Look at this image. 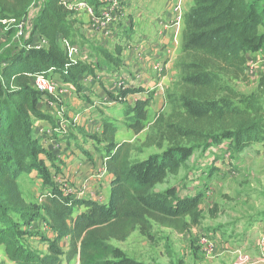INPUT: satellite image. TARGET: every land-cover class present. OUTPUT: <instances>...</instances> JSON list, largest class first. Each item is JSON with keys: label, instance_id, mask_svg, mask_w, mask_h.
<instances>
[{"label": "trees", "instance_id": "1", "mask_svg": "<svg viewBox=\"0 0 264 264\" xmlns=\"http://www.w3.org/2000/svg\"><path fill=\"white\" fill-rule=\"evenodd\" d=\"M37 1L0 0V26L5 27L3 21L20 22ZM87 1L98 15L96 0ZM193 2L184 14L183 47L175 64L178 89L170 95L173 111L155 120L154 133L146 136L144 143L164 152L152 155L146 166H137L132 159L135 147L119 143L118 126L107 119L94 138L105 147V153L100 150V154L112 176L107 202L74 198L54 186L42 195L39 204L24 198L20 187L24 175L35 174L45 184H53L46 164L53 155L33 134L36 121H54L40 109L43 95L31 87V81L58 74L65 84L80 89L82 75L94 78L99 69L102 72L123 65L121 56L126 48L118 45L110 51L104 45L93 47L98 54L95 60L91 58L93 64L73 62L61 41L71 46L82 43L78 14L63 0H43L26 42L0 60L5 61L0 63V247L13 264L74 260L79 264H138L124 258L113 242H124L137 231L148 234L152 222L181 230L183 221L194 219L199 210V199L187 198L175 206L166 196L154 194L156 186L170 175H178L185 161L201 147L229 141V148L240 153L264 142V76L251 95L234 86L238 81H249V56L264 49V0ZM36 33L47 42L40 50L30 47ZM16 35V25H10L3 39L9 44L23 40ZM122 91L125 96L137 93ZM151 101L148 97L131 108L136 118L130 128L137 134L146 128ZM42 219L54 234L45 253L25 240L30 235L27 228ZM65 240L67 250L62 246Z\"/></svg>", "mask_w": 264, "mask_h": 264}, {"label": "rangeland", "instance_id": "2", "mask_svg": "<svg viewBox=\"0 0 264 264\" xmlns=\"http://www.w3.org/2000/svg\"><path fill=\"white\" fill-rule=\"evenodd\" d=\"M42 4L43 0H39L27 15V32L32 28ZM178 4L182 5L181 10L185 14L186 10L182 2H175L171 8L170 21L167 24L161 21L165 23L164 26H167V28L162 26L164 31H169L168 26L172 24L176 26L175 31H169L170 36H164V33H161L163 35L161 41L157 37L153 38L154 34H152L150 36L152 39H149L146 47L136 50L138 57L135 62L139 68L136 70L137 72L141 70L142 74L132 73L125 51L121 56L123 65L118 68L110 66L102 72L99 69L98 76L93 74L94 83L99 92L88 88V86L93 87V83L88 85V80L81 79L80 89L68 84L60 85L62 94L59 89V93L53 96L43 95L40 103L44 106L43 113L48 114L55 123L57 121L60 123L48 122L50 124L47 128L36 125L33 136L39 141L41 147L53 155V158L46 160L53 184H45L35 174L24 175L20 180V187L28 203L39 204L42 195L50 192L53 186L71 196L84 192L86 196L83 197L90 200L93 196L95 197V194H92L95 190L91 187L89 176H96V174V178L100 180V193L97 197L104 200V196L108 194L106 188L111 175L108 170L103 169L105 162L99 165L95 161L96 155L101 156L100 150L105 153V147L94 138L102 131L103 124L98 123L100 121L102 123L105 119L118 126L117 141L119 143L128 142L135 147L132 159L137 166H146L152 155L164 152L155 146L148 148L144 143L146 136L154 133L155 120L161 115L168 117L172 113L170 95L177 94L176 84L179 75L175 72V76L170 74L172 77L169 75L166 77V67L157 74V62L153 66L147 60L155 55V46L162 44L159 54L154 57L156 61L160 58L164 62L167 53L173 52L177 53L174 63L178 62L183 47L184 31V24H176L177 14L174 10ZM167 37L170 39L169 43L165 42ZM139 39H141L140 36L134 37L133 41L130 39L131 43L128 45L131 50L137 49L134 44ZM116 40L117 36H114L113 39L102 42V45L113 47L114 44L117 45ZM5 42L0 28V60L15 46H22L26 40H16L14 44ZM166 48L169 49L168 52ZM92 50L93 54L91 53L89 61L92 57L94 60L96 58L95 49ZM3 62L5 61L0 63ZM262 76H264V49L256 55L249 56V81H238L234 86L240 93L246 96L251 95L257 91L258 80ZM55 77L58 79V74H51L49 79L55 80ZM140 77H143L141 82L145 87L140 86L138 82ZM131 82L147 91H143L146 99L148 97L152 99L148 107L146 128L140 134L130 128L136 118V115L131 112V108H134V99L129 98L128 95L125 96L122 93L124 89H121L128 88ZM145 83H150L151 86H146ZM160 85L164 87V91L162 99L158 98L156 101L153 98L156 91L153 89L156 86L159 88ZM122 97L123 100L120 101ZM127 98L128 101H126ZM110 101L113 103L110 104ZM38 122L40 121H36V124ZM91 128L100 129V132L94 133ZM52 139L53 143L48 146L49 140ZM70 146L73 147V152H78L75 161L80 162L79 167L76 166L72 172L63 169L64 164L61 167L58 164L61 163L59 158L62 150ZM55 163L57 165H54ZM83 165H86V170L82 168ZM77 177H80L82 182H75V179L78 180ZM154 194L166 196L167 202L175 206L178 203L181 206V202L187 198L199 199L198 214L194 219L188 217L184 220L181 230L165 228L152 222L151 231L148 234L144 235L137 231L124 242H113L124 258L138 264H239L238 259L241 253L248 258L246 264H264V258L261 257L258 249L259 241L264 234V142L254 143L240 153H235L229 148V141H225L220 146L201 147L185 161L178 175H170L163 184L156 186ZM27 230L30 235L25 240L35 250L45 253L48 242L54 237L47 221L42 219L34 222ZM203 238H206L214 247L212 245L207 247V242ZM67 244L68 240L62 242L65 250H67ZM77 263L78 260H74L72 263L64 264ZM0 264H13L7 258L3 247H0Z\"/></svg>", "mask_w": 264, "mask_h": 264}, {"label": "crops", "instance_id": "3", "mask_svg": "<svg viewBox=\"0 0 264 264\" xmlns=\"http://www.w3.org/2000/svg\"><path fill=\"white\" fill-rule=\"evenodd\" d=\"M113 1H118L121 5V11H120V24L119 26L116 27L115 29V37L117 36V40L115 43H117V45L114 44L115 48L118 45H126V49L124 50V52L126 51V56H127V62L130 65V69H132V73H136V74H142L143 72H141V70H139V72H137L136 69V62L135 60L138 57V53L136 54V50H140V49H144L146 47L147 42L149 41V39H152L150 36L152 34H154L153 38L157 37V39H159V41H161V38L163 37V35L161 33H164V36L169 34V31H175L176 26L174 24L169 25L167 30H163L162 26L165 25V23L167 24L168 21H170L171 19V8L174 5V3L176 2H182L186 12L188 10H190L193 5L194 2L193 0H96V3L99 7L95 6L98 10V12L100 13L103 8L105 7V5L112 3ZM165 21V23H162L161 21ZM78 21H79V30H80V34L83 38L82 43L77 44L80 45L82 47L85 48H89L91 50V52H93V47H101L102 46V42H104L106 40V37L104 35V33L102 31H97L95 29V26L93 25V19L91 16L87 15V14H81L78 16ZM164 28H167V26H164ZM163 30V32H162ZM138 37L140 36L141 39L135 41V47L137 46V49H130V44L131 40L133 41L134 37ZM169 38L167 37L165 39L166 43H169ZM61 41V40H60ZM84 43V44H83ZM125 44V45H124ZM133 44H131L132 46ZM168 46V44H166ZM114 46L113 47H109L110 51H114ZM162 46V44H159L158 46L156 45V52L155 55H153V57H149L148 58V62H150L153 66L155 64L156 59L154 58L156 56V54H159V48ZM166 47V46H165ZM147 49V48H146ZM166 52L169 51L168 48L165 49ZM171 50H173V47H171ZM142 51V50H141ZM96 53V52H95ZM97 54V53H96ZM98 55V54H97ZM176 54H174L173 52H170L169 54L167 53L166 59L164 61V67L165 68V76L167 77L168 75L170 77L175 76V63L174 60H176ZM256 55V54H254ZM158 59V58H157ZM149 72V70H148ZM172 76H171V75ZM57 76V75H56ZM59 76V75H58ZM143 77H140V80L138 81L140 83V86L145 87V85L141 82V79ZM175 78V77H174ZM56 81H58V83L60 85H64L67 86V84H65L60 77L57 79V77H55ZM81 79H86L89 81L88 85L90 84H94L93 87L88 86V88H91L94 91L99 92L98 88L95 85V81L93 79L92 76L88 75V74H84L80 77L79 79V84H80V88L82 87L81 84ZM132 81H134L132 79ZM146 86L149 85L151 86L150 83H145ZM125 89H129V90H135L137 93L134 94H129L128 97H133L134 99V104L133 107L135 106V103L138 101H143L146 100L144 94L146 91L144 90V88H139L138 84L131 82V85ZM153 91H156L153 98L154 100L157 101V99H162V93L164 91V87L162 85L156 86ZM147 92V91H146ZM74 101V98H71ZM71 100V101H72ZM126 101H128V98L126 99ZM85 103L83 102V105ZM43 105H40V109H43ZM97 115H100L97 113ZM95 115V116H97ZM60 123L59 121H57L56 123L54 122L53 124H58ZM50 123L44 121H40L38 122L36 125H40L41 127H48ZM99 125H102L101 121L100 123H98ZM58 126V125H57ZM42 129V128H41ZM93 130L94 133L100 132V129L96 128H91ZM36 130V129H34ZM53 139L49 140V144H47L48 146H50L53 143ZM76 155L78 156V152H73V147L70 146L69 148L65 147L62 150V155L59 158V161L61 163L60 167L63 166V164L65 165V167H63V169H67L70 170V172H72V170L75 169V167H79L80 162H76ZM95 161L100 165H102L104 163V160L102 158V156L100 155H96V159ZM54 165H57L56 163ZM82 168L84 170H86V165L82 166ZM87 173V171H86ZM88 173H90V170L88 169ZM97 173V172H96ZM90 177V184L91 187L95 192H92V194H95V197L93 196L90 200L95 201V202H107L108 197H109V193H110V188H111V181H112V176H110V178H108V186H107V195L104 196V200H102V198L97 197V195L100 193V180L97 179V174L96 176H89ZM78 180H74L75 182H82L80 181V177L78 178ZM105 189V190H106ZM102 195V193H101ZM263 257V256H261ZM264 258V257H263Z\"/></svg>", "mask_w": 264, "mask_h": 264}, {"label": "built area", "instance_id": "4", "mask_svg": "<svg viewBox=\"0 0 264 264\" xmlns=\"http://www.w3.org/2000/svg\"><path fill=\"white\" fill-rule=\"evenodd\" d=\"M39 1V0H38ZM38 1L36 3H38ZM64 4L72 11H74L76 14H87L92 17L93 19V25L95 26V29L97 31H102L106 37V40L113 39L115 36V29L119 25L120 22V11H121V5L118 1H113L112 3H109L105 5L103 10L97 15L96 9L90 5V3L87 0H63ZM35 3V5H36ZM34 5V6H35ZM182 5L178 4V6L175 8L174 13L177 14V25H182L184 21V13L181 10ZM16 25L17 27V35L16 39H25L27 36V26H28V19L27 16L23 18L20 22H16L15 20H12L10 22L3 21L2 25L5 26L4 28L0 26L3 36L5 34V30L10 25ZM47 42L45 39L41 38V36L36 33L32 37L31 45L30 47L32 49H41L42 47L46 46ZM62 48L68 53L69 58L73 62H83V63H89L90 65L93 64V61H89L91 56V50L89 48L82 47L80 45H73L71 46L67 41L62 40L61 41ZM158 67V73H161L163 71L164 62L159 58L157 61ZM107 69H104L103 71H106ZM60 84L58 81L51 80L49 78H43V77H33L31 81V87L40 92L42 95L47 96H53L54 94L63 93L62 88L59 87ZM123 87V86H121ZM121 89H125L124 87ZM123 100V98H120V101ZM113 103L110 101V104ZM106 164L103 166V169L107 170ZM108 174V173H107ZM86 196L84 192L78 193V195L73 196L74 198H79ZM203 240H206L207 247H210L214 245L210 243L206 238H203ZM258 249L260 254L264 257V234H262L261 239L259 241ZM239 264H246L248 258L246 256H243V254L240 253L239 256ZM79 264V262L77 263Z\"/></svg>", "mask_w": 264, "mask_h": 264}]
</instances>
